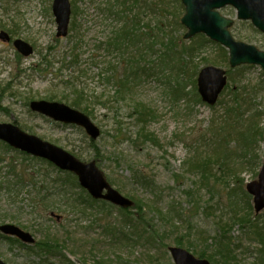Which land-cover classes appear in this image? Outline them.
<instances>
[{"label": "rangeland", "instance_id": "1", "mask_svg": "<svg viewBox=\"0 0 264 264\" xmlns=\"http://www.w3.org/2000/svg\"><path fill=\"white\" fill-rule=\"evenodd\" d=\"M71 1L74 11L70 32L58 38L52 0H14L7 14L0 0V23L4 24L0 30L8 31L13 39L27 41L35 49L30 56L17 59L13 43L0 40V122H14L24 131L66 150L83 162L95 161L111 185L132 201L141 200L149 208L160 210L161 214L167 213L174 203L183 211L182 221L177 215L164 217L157 212L154 215L146 207L145 226L140 225L134 235L133 229L122 227L123 215L118 209L99 212L97 205L87 207L76 199L85 198L87 192L75 183L78 179L73 173L74 176H70L59 172L48 162L13 151L0 142V226H19L35 238L33 245L26 246L0 232V259L8 264H67L66 259L73 264H95L98 261L105 264H149L148 251L157 257V261L151 264H175L169 252V247L175 245V238L187 235L188 243H196L198 250L203 249V240L218 231L220 220L228 222L232 214L240 217L246 214L245 185L258 178L264 161V90L257 97L253 96L252 101L258 113L255 120L263 135L251 134L259 138L243 147L245 138L241 141V135L248 126L237 132L234 129L226 131L221 136L228 143L226 150L225 147L216 148L220 142L216 133L225 106L242 93L243 86L247 91L252 88L254 91L257 85L264 87V72L259 65L230 67L228 50L223 47L226 59L221 51L222 45L199 33L184 40L188 47L203 44V48L194 53V63L189 66L187 74L196 69L195 80L199 71L207 66L226 70L228 82L215 104L179 98L171 89L169 91L170 86L163 76L162 79L143 81L134 90V100L113 102L116 108L111 110L96 107V100L89 95L92 90L113 88L101 81L98 73L106 67L107 60L115 63L117 59L106 55L103 46L99 48L97 45L106 39L115 21L103 10L104 0L79 1L77 14H74L77 0ZM171 1L172 7L167 5L165 11L170 24L173 20L169 12L178 14L176 1ZM220 12L236 18V12L230 8H222ZM185 32L186 29L180 35ZM232 34L236 40L264 50V34L249 21L236 20ZM77 37L82 40L78 46L74 43ZM71 46L78 47L72 52L79 55L80 64L60 72L64 60L72 61L71 56H67L69 53L66 54ZM46 60L54 66L47 69L42 64ZM169 73L168 70L165 72L166 75ZM57 75H61V80L78 76L80 84L77 88L85 94L82 105L89 107V114L79 110L104 132L98 139H91L80 127L57 123L30 110L31 101L42 99L72 106L70 103L77 99V94L72 92L70 84L63 87ZM187 85L186 90L190 91L192 85L189 81ZM247 94L252 99L251 93ZM135 101L158 111V118L147 128L155 133V142L140 139L132 143L121 139L116 144L111 135L118 125L126 135L138 129L137 123L128 115L130 104ZM145 136L150 135L144 133ZM220 152H223L222 156ZM205 163L208 164L201 165ZM136 170L148 177V186L136 181L133 176ZM250 203L253 218L252 199ZM241 221L231 228V235L238 244L237 260L233 264H256L255 245L242 231L244 224ZM119 228L125 235L128 233L129 241L118 233ZM138 234L141 237L138 238ZM150 236L154 237L148 240Z\"/></svg>", "mask_w": 264, "mask_h": 264}, {"label": "trees", "instance_id": "2", "mask_svg": "<svg viewBox=\"0 0 264 264\" xmlns=\"http://www.w3.org/2000/svg\"><path fill=\"white\" fill-rule=\"evenodd\" d=\"M13 1L14 0H1L4 13L7 14L11 11ZM79 1L83 2L84 0L76 1V10L74 14H77L78 12L77 3ZM175 1L177 4L176 8L178 14L175 15V13L169 12L173 20V23L170 24L167 21V13L165 11H167V5L172 7L173 2L171 0H104L102 3L103 10L112 16V20L115 21V25L111 29L106 39L98 42L97 47L100 48L103 46L106 51V55H111V58L117 59V62L114 63L112 60H107L106 67L98 73V78L106 84H111L113 88L109 89L108 87H105L101 91L92 90L90 94L88 93L96 100V107L99 106L101 108L111 110L116 108L113 106V102L117 103L126 100H134L132 97L134 90L143 81L153 78L162 79L161 77L163 76L167 81V86H170L169 91L171 89L173 94H177L179 98H189L195 103L202 102L197 92L196 79L194 80V77L196 76L195 74H197L195 72L196 69L195 71H192V73L189 71V75L187 74V70L189 66L194 63L193 58L196 55L194 53L199 51V49H202L203 44L197 43L195 46H187V42H185L183 36L180 35L185 29L181 23L184 7L181 3V0ZM76 25L77 24H75L74 28H76ZM1 27H4L3 23H0V28ZM75 40L76 41H74V43L76 46H78L79 42L80 44L82 42L80 37L75 38ZM80 46L81 45H79V47ZM77 48L78 47L74 48L71 46L70 52L66 51V54H70L67 56H71L72 61L65 62L64 60L61 64L60 72L63 69L73 66L75 67L76 65L78 66L80 64L78 59L79 55H74L72 52H75ZM221 51L224 52V55L227 59L225 54L226 51L223 47H221ZM187 56H189L191 59H189ZM49 57L50 56H48V58ZM17 58L20 59L21 56L17 54ZM46 58L42 59L45 60ZM42 64L46 65L47 69L54 66V63H51L47 60L42 61ZM167 70L170 71L168 75H166L167 73L165 74ZM159 73L162 75H158ZM81 74L83 73L81 72ZM60 77L58 75L56 76V78L59 79ZM184 77H188L187 80L184 79ZM188 81L192 85L190 91L186 90L188 88ZM78 82V76H69L61 80L63 87H67V85L70 84L69 86L72 87V92L77 94L75 95L77 99L72 101L70 104L73 107L84 110L89 114V107L82 105L84 93L77 88L78 84H80ZM242 88L244 89L242 90V93L232 98L220 115L219 132L216 133L217 139L220 137V142L218 143L219 146L216 148L225 147L224 149L228 150V143L221 136L225 134L224 132H231L233 129L237 132L244 126H248V130L243 132L241 135V141L245 138V142H242L243 147L247 144L250 146L252 141H256L259 138L258 136L253 137V134L259 136L263 135L261 127L255 120V117L258 113L255 111L252 101L253 96L257 97L259 92L264 90V87L262 85H257L254 87V91H252L253 88L251 91H247L246 86H243ZM247 93H251L252 99H250ZM130 105L131 109H129L128 115L137 123L138 129L134 133L126 135L122 132V126L120 127L118 125L116 132L111 135L113 142L115 143L116 141L117 144V140L121 139L129 142L132 141V143H135L140 139L145 142H155L153 141L155 140V133L147 131V128L149 123L151 124L158 118L157 109L144 105L140 101H135L133 105ZM247 112H249V116H246ZM144 133L148 136L150 135L149 137L145 136V138L149 139H145L143 137ZM220 153L221 155H219L222 156L223 152ZM225 154H228V152H225ZM206 164L208 163L201 165L204 166ZM58 171L62 172L60 170ZM133 172V176L134 178L136 177L137 182L148 186L147 184H149V181L147 180L149 179L145 174H140L142 171L136 170ZM64 173H67V175L70 176L72 175V173L69 172ZM204 176L205 174L203 173V177ZM75 183L79 186L77 180H75ZM60 184L65 186L64 184H67V181L64 184L60 182ZM240 188L242 187L239 186V189ZM82 191L85 190L82 189ZM85 195V198L76 197V199L87 205V207L97 205L99 212H103L111 208L118 209L119 213L123 215L121 225L124 226L122 227L127 226L129 229H133L131 231L134 235L140 228V225L145 226L144 223L147 219L145 212L146 207L149 210L148 212L153 213L154 215H156V212L164 217H167L168 215H177L179 216V219L181 218L180 221H182L183 211L177 208L174 203L169 206L167 213L161 214L160 210H155L153 207L149 208L147 205L143 204L141 200L134 201V206L131 209H121L114 207L103 200H95L91 198L88 193ZM243 195V199L245 200L246 198L247 200L248 208L246 214L242 215L241 217L237 214H232L228 222L220 220L217 224L219 228L218 231L215 232L212 237H208L203 240L205 243L203 249L199 248L198 250V245L196 243H188L189 241L187 242V240L189 237L187 235V237L183 235L181 237L179 236L178 238H175L174 244L187 249L189 248L195 255L198 257L207 258L212 264H233L234 260H237L236 253H238V244L235 243L236 241L234 235H231V228L234 223L242 220L241 222L244 224L242 231L248 234L250 243H254L255 245L254 255L256 256V264H264V212L262 214L255 215L252 218L253 211L252 207L250 206V196L245 191ZM118 231L119 234L121 233V235H124V239L127 238L129 241L128 233L125 235V232L122 231L121 228H119ZM118 233L116 235H118ZM137 237H141L140 234H138ZM153 237L154 236L148 237V240L152 239ZM49 239L51 238L49 237ZM195 240L198 241V239ZM209 241L211 242L209 243ZM238 243L240 244L241 242ZM49 251L51 252L52 250L50 249ZM146 254L149 264L157 261V257L155 255H150L148 251ZM66 262L67 264H73L67 259ZM95 264L105 263L98 261L97 263L95 262Z\"/></svg>", "mask_w": 264, "mask_h": 264}, {"label": "water", "instance_id": "3", "mask_svg": "<svg viewBox=\"0 0 264 264\" xmlns=\"http://www.w3.org/2000/svg\"><path fill=\"white\" fill-rule=\"evenodd\" d=\"M185 13L181 19L188 29L185 38H191L197 33H205L211 39L220 42L229 49L230 65L257 64L264 70V50L255 45L237 41L232 36L229 27L234 21L223 16L218 9L231 5L236 9L237 17L250 20L264 34V0H182ZM53 12L56 16L57 35H66L71 15L70 0H54ZM9 35L2 31L0 39L9 40ZM16 48L24 55L33 52L32 46L22 39L14 42ZM227 83L226 71L222 68L208 66L203 68L198 76V92L202 100L210 105L217 102L220 93ZM32 110L48 115L55 120L66 123H76L85 128L91 138L100 135L99 128L84 113L74 110L59 102L35 100L30 104ZM0 139L12 146L27 151L35 156L45 158L63 170L74 172L82 187L94 198L110 201L121 207H131L133 201L113 188L97 167L95 161L84 163L62 148L43 141L11 123H0ZM248 192L253 195L256 212L264 209V162L258 180L247 184ZM106 191V192H104ZM0 230L8 235H14L26 243H33L30 233L20 227L5 224ZM175 264H210L207 259L196 258L192 253L181 247H170ZM0 264H8L0 259Z\"/></svg>", "mask_w": 264, "mask_h": 264}]
</instances>
